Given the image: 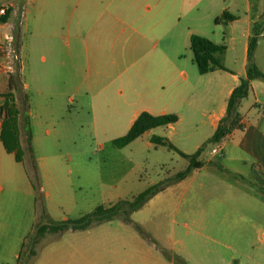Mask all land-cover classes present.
Instances as JSON below:
<instances>
[{
    "label": "rangeland",
    "instance_id": "374dc122",
    "mask_svg": "<svg viewBox=\"0 0 264 264\" xmlns=\"http://www.w3.org/2000/svg\"><path fill=\"white\" fill-rule=\"evenodd\" d=\"M94 2L121 5L123 13L128 14L127 20H131V27L118 23L121 34L114 47L156 43L165 44L169 53L176 45L180 46V54L172 61L167 59L164 65H121L115 71L119 78L113 93L98 94L86 89L80 96L74 95L62 111L50 113L39 106L37 110L36 102L32 103L30 150L26 146L23 150L27 166L5 153L12 166L0 174L1 220L21 235L20 240L16 238V252L21 250L22 241L28 242L39 223L77 219L98 205L130 200L147 187L173 178L189 163L177 150L192 153L206 143L212 135L208 117L224 101L217 86L220 81L216 77L209 79L212 75H204L196 84L198 108L189 118L184 110V119L172 129L153 128L148 135L143 134L122 148L114 143L126 133L130 117L140 107L159 94L172 99L175 84L167 76L172 69H186L188 73L189 67L196 70L185 41L188 29L224 44L230 41L224 34L234 30L235 50L229 49V62L240 53L238 39L247 28L248 16L256 17L250 25L251 35L264 31V0ZM92 10L89 4L85 16L79 17L87 26L93 24L95 15L87 13ZM223 11L235 19L215 23ZM131 28H138L139 32ZM91 51H83L81 72L87 82L89 78L99 82ZM195 73L201 76L198 71ZM210 80L216 83L211 89L206 88ZM56 83L49 81L50 87ZM68 84L71 86L72 82ZM188 87H193V82ZM182 89L183 94L189 91L184 84ZM27 95L39 99L32 90ZM251 98L250 92L241 100L238 111L242 115L254 108ZM20 122L22 126L23 119ZM153 135L165 138L177 150L153 143ZM220 143H206L198 157L202 166L182 180L163 183L161 190L131 213L132 222L117 215L83 230L46 233L34 246L36 255L28 258L26 264H90L95 252L101 253L102 264H264V204L248 206L245 222L238 219L237 212L243 193L264 201V182H257L244 165L228 159L229 145L212 153V147ZM10 244L2 242L1 237V255L10 254ZM5 264H17V259Z\"/></svg>",
    "mask_w": 264,
    "mask_h": 264
},
{
    "label": "crops",
    "instance_id": "0c3cea01",
    "mask_svg": "<svg viewBox=\"0 0 264 264\" xmlns=\"http://www.w3.org/2000/svg\"><path fill=\"white\" fill-rule=\"evenodd\" d=\"M89 4L93 10L87 13H92L95 16L92 20L93 24L87 26L79 17L85 16V11ZM0 5L7 6L6 16L0 17L1 35L10 34L13 37L20 58V90L26 95L29 90H32L33 93L37 94L34 96L39 97L38 101H36V98L33 100L32 96L28 97L29 123L31 122L30 117L34 116V109L31 107L32 103L36 102L37 110L42 108L44 111L50 113L56 110L62 111L68 106V102L73 101L74 95L80 96V93L86 92V89L95 90L98 94L113 93L115 83L119 78L115 71L121 65H136V63L144 62H148V64L149 62H154L157 65H164L167 59L172 61V59H176L180 54V46L176 45L172 46L173 49L169 53L165 44L160 45L156 43L152 45L137 43L121 46V48L114 47L117 37L121 34V28L118 29V23H125L128 27H131V20H127L128 14L123 13L121 5H112L111 2L105 5H98L94 0H91L90 3L89 0H0ZM22 8L24 16L20 22L19 12ZM255 18L247 17V28L238 39L241 44V47H239L241 54L239 53L237 57L235 56L232 62L228 61L227 53L230 48L233 51L235 50L234 40L237 35L234 30L224 34L230 40L227 41V44L225 42L226 50L221 58L225 69H215L205 74H200L201 76L195 73V71H198L197 67L196 70L189 67L190 73L186 69H172L170 74L167 75L168 80L175 84L174 95L170 96L172 99H167L168 97L165 95L159 94L151 103L140 107L130 117L126 131L142 111H147L153 115L177 114V121L166 125L170 129L174 128L175 125L184 119V110L188 113L189 118L198 108L199 97L196 91V84L202 81L201 79L204 75H212L209 79L216 77L220 81L217 82V86L220 87V93L224 100L218 109L208 117L213 134L219 120L225 115L227 99L232 89L238 84L239 78L245 76L247 46L249 37L251 36L250 25L251 22L256 21ZM131 29L139 32L138 28ZM192 33L205 36L215 42L206 34L188 29L185 34L187 46H189V38ZM89 38L91 39L88 40ZM259 38L254 53V62L264 73V42H262L264 31H260ZM92 40L93 43L91 45L90 42ZM2 41L3 38H1ZM103 46L106 50L102 48ZM87 49L92 50L90 54H94L93 57L98 67L96 77L99 79V82H96L94 78L92 80L89 78L87 82L81 72L83 51L86 52ZM5 61L6 58L1 53L0 98L1 94L9 90V72L7 71ZM171 64L176 65L174 62H171ZM125 70L127 73L129 69L126 68ZM50 80L57 81L54 87H50ZM58 82H61L62 85H59ZM68 82H72V85L70 86ZM192 82L193 87L189 88L188 86ZM183 84L187 87V90L189 89L186 94H183ZM215 84L214 81L210 80L207 82L206 88L211 89ZM250 92L254 108L247 109L244 115L238 111L242 128L234 129L225 138L227 142L223 140L224 142L222 141L220 145L222 144V151L229 145L231 153L228 159H234L244 165L246 172H249V175L253 174L257 182H264V80L253 79L251 81ZM16 97L14 95L15 100ZM21 120L22 116L20 115L18 119L19 137L20 130H22L24 141L22 143L20 140V143L24 150L26 146V132L24 121L22 126L20 125ZM151 130L145 131L143 134L148 135ZM196 148L198 149L199 147ZM5 153L12 155L14 158L13 153H8L4 150L0 141V174L4 168L8 172L12 166L11 160L8 158L9 156ZM23 161L19 163L26 165L24 157ZM25 170H27L26 167ZM243 194L239 201L240 206H238L237 212L240 214L238 219L245 222V220H248L245 215L247 207L252 203L263 207L264 201L252 195ZM1 222L3 223L2 228ZM4 223L1 220L0 211V264H5L8 261L11 262L13 258L17 259L20 250L18 249L16 252L18 247L15 248V244L16 238L20 240L21 235L18 232L16 234V229L11 228L8 224L6 226V223ZM1 237L2 242H11L9 246L11 248L10 254L8 255H1ZM22 243L23 241L20 244V248ZM101 258V253L95 252L94 260L90 264H102Z\"/></svg>",
    "mask_w": 264,
    "mask_h": 264
},
{
    "label": "trees",
    "instance_id": "16d2710c",
    "mask_svg": "<svg viewBox=\"0 0 264 264\" xmlns=\"http://www.w3.org/2000/svg\"><path fill=\"white\" fill-rule=\"evenodd\" d=\"M5 16L6 14L4 17ZM234 19V15L227 11H223L221 16L215 18V23H219L222 20L226 22L233 21ZM259 33V31H255L254 34L249 37L245 76L240 77L238 84L232 89L227 99L225 115L219 120L217 127L206 143H220L224 138L231 134L234 129L242 128L238 112L240 102L243 98L248 96L251 90V81L253 79L264 80V73L254 62V53ZM189 49L192 53V61L196 65L200 74H205L215 69H225L221 59L226 50V45L224 43H215L205 36L192 33L189 38ZM20 69V65L16 64L14 71L9 73V90L1 94L3 102L0 104V141L6 152L13 153L14 159L17 162H22L24 157L18 127V119L20 115L24 121L26 146L29 150L31 144L30 123L27 113L28 96L20 90ZM14 95L17 96L16 100ZM177 119L178 117L174 113L153 115L147 111H142L134 119L126 133L116 138L114 143L118 148H122L142 135L145 131L173 124ZM151 141L155 144L167 145L169 148L176 149L161 136L153 135ZM206 143L201 145L191 154H186L176 149L181 156L188 159V165L184 169L178 171L173 178L147 187L130 200H118L107 206L98 205L91 212L74 220L65 219L56 222L47 220L44 223L37 224L34 233L30 237L27 236V239L29 237L28 242H23L17 257V264H26L28 258L36 255L37 251L34 246L46 233H63L69 229L83 230L89 227L92 223L109 221L117 215L126 222H132L130 219L131 213L140 208L157 191L161 190L163 183L167 184L170 181L182 180L191 170L198 169L202 166V162L198 160V157L204 150ZM32 166L34 168L33 164ZM135 227L139 232H143L137 224H135ZM25 245L28 247L27 252H24Z\"/></svg>",
    "mask_w": 264,
    "mask_h": 264
},
{
    "label": "built area",
    "instance_id": "2783aa9c",
    "mask_svg": "<svg viewBox=\"0 0 264 264\" xmlns=\"http://www.w3.org/2000/svg\"><path fill=\"white\" fill-rule=\"evenodd\" d=\"M7 11V6L6 5H0V17L5 15ZM24 16V10L23 8L21 9V11L19 12V18H20V22L22 20ZM1 38H3V41L1 42ZM3 53L6 61H5V65L7 68V71L9 73L14 71L15 65L16 64H20V58L18 55V52L16 50V46L14 44V40L13 37L8 34L5 36L1 35L0 32V54ZM3 102V98H0V104ZM221 148V145L219 146H214L211 149L212 153H216L218 152V150Z\"/></svg>",
    "mask_w": 264,
    "mask_h": 264
}]
</instances>
